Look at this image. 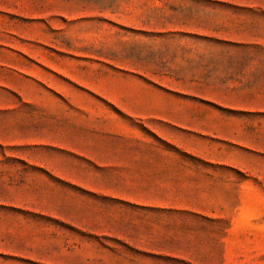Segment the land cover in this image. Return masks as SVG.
<instances>
[{
    "label": "rangeland",
    "instance_id": "obj_1",
    "mask_svg": "<svg viewBox=\"0 0 264 264\" xmlns=\"http://www.w3.org/2000/svg\"><path fill=\"white\" fill-rule=\"evenodd\" d=\"M259 85L264 0H0V264H264ZM116 127L201 212L69 180Z\"/></svg>",
    "mask_w": 264,
    "mask_h": 264
},
{
    "label": "crops",
    "instance_id": "obj_2",
    "mask_svg": "<svg viewBox=\"0 0 264 264\" xmlns=\"http://www.w3.org/2000/svg\"><path fill=\"white\" fill-rule=\"evenodd\" d=\"M97 130L108 134L109 140L97 144L91 151H78L90 160L93 169L88 174L67 177L69 180L92 193L117 199L143 211L174 215L201 212L184 200L171 199L170 177L181 165L177 163V157L174 159L169 153L141 151L147 143L145 129ZM181 167L184 175L194 174L188 167Z\"/></svg>",
    "mask_w": 264,
    "mask_h": 264
}]
</instances>
